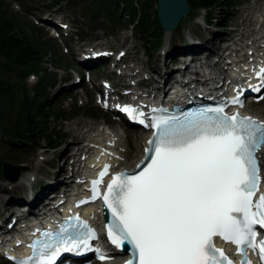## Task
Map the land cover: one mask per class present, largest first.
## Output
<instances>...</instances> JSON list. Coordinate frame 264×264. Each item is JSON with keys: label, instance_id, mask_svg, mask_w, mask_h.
<instances>
[{"label": "snow or ice", "instance_id": "obj_1", "mask_svg": "<svg viewBox=\"0 0 264 264\" xmlns=\"http://www.w3.org/2000/svg\"><path fill=\"white\" fill-rule=\"evenodd\" d=\"M260 88L264 82L254 90ZM231 103L243 106L238 97ZM121 110L133 119L143 115L128 106ZM145 126L155 131L138 171L113 175L101 193L105 165L91 187V199L102 198L110 213L109 241L132 250L126 264H233L214 237L231 242L241 255L245 247L258 250L264 261V239L257 240L255 227L264 228V193L253 199L261 182L256 153L264 147V122L225 114L224 106H217L183 118L154 117ZM74 228L58 246L44 244L37 250L40 242H34L36 264H55L63 252L88 250L94 231L82 221ZM96 251L98 258H108Z\"/></svg>", "mask_w": 264, "mask_h": 264}, {"label": "rangeland", "instance_id": "obj_2", "mask_svg": "<svg viewBox=\"0 0 264 264\" xmlns=\"http://www.w3.org/2000/svg\"><path fill=\"white\" fill-rule=\"evenodd\" d=\"M88 1L89 0H2V4L7 5V9L5 6L6 11L18 17L21 24L19 30L16 32L18 36L21 34L30 36L29 24L31 23L37 28H41V40L45 42L50 40V43L53 45L52 48L55 56L50 54L48 61L58 66L52 67L49 64L46 65V71L49 73V80L51 82V84L47 86L46 92L48 91L49 97L53 100L52 102L55 105L59 104L61 106L65 116L70 112L73 106L83 107L85 113L99 110L95 104V100L91 99L93 95V92L89 90L91 85L85 84V81H81L76 88L61 90L64 83L70 84L76 81L75 75L82 76L80 72L81 69L83 71L85 69H90L89 73L92 74V78L95 82L94 92L100 91V80L108 79L110 76L107 72L109 62L100 63L95 62V60L88 62V67L84 66V68H82L77 63V59L79 58V60H82L84 58L83 55L89 53V51L96 48L110 50L114 53L116 51H126L128 64H134L136 66L133 67L132 70L134 71L136 68L142 69L141 79L146 76L155 77L157 74H163L166 77L169 71H175L174 69L181 66L185 68L183 70L179 69V72L187 71L182 74V78H190L192 74H189L190 72H188L187 68L192 70V68L197 67V63L194 65L190 64L191 60H201L203 55L207 54V61L209 60L210 64H212L213 61L216 60L214 57L220 52L219 49H222L224 46H227V50H229L228 46H230V49H237V46L231 43L234 42V39L237 41L239 35L241 36L238 42L239 47L245 44L242 53L248 52V49L253 47L249 45V43L254 39L255 33L258 31L256 28L259 27L258 24H255L258 19L257 16L259 15L258 11L264 9V0H232L231 2L236 4V6L233 7V11L215 10V13L213 12V20L221 16L224 17L226 21V26L224 27L217 26L214 21L208 24L209 26L204 27L201 23V19H205L203 11L200 10L191 16H188L189 13L179 21V26H176V28L169 33L170 36L167 41L165 39V32L160 28V31L163 33L161 45H159L156 51L146 55L144 54L141 41L136 35L131 33L124 22H119L117 19L115 22L118 23H112L108 21L107 17L103 14H99L98 17H95L93 10L95 6L92 3H87ZM110 3L112 2L110 1ZM153 10L156 11V0H149L148 11L146 13L149 23L153 22ZM45 12L56 16H58V14L60 15L58 17H52L45 15ZM58 18H62L60 23L68 24L71 29L69 39L64 36V33L67 31L53 34L52 32L49 33L48 29L44 28V25H46L45 23H51L53 25L52 22H57ZM233 29L236 31L235 34L232 32ZM247 33L250 35L244 36ZM55 35L57 38H55ZM32 36L34 35L32 34ZM226 39H229L227 43H225ZM191 46L201 47L202 51L184 54L188 47L192 48ZM172 48L176 49L172 50ZM80 53L82 56L79 57ZM57 58H60V60L58 61ZM224 59L228 60L229 58L226 57ZM100 67L103 68L102 71L99 70ZM216 68L218 67L216 66L215 69ZM215 69L213 68V70ZM150 79L152 78L150 77ZM35 82V77L28 76L25 79L26 88L29 90ZM155 83L158 84L157 82ZM16 89L18 90L17 84L14 86V97L11 103L12 107L17 101ZM66 96L70 98H65ZM95 108L97 109L95 110ZM8 109H10L9 104L6 102L4 121H8L12 118ZM100 112L102 115L98 120L92 117L90 119L85 113L72 121L48 120L46 127L50 131H59V134L64 138V141L58 144L55 150L38 149L37 152L33 154L30 152V154L14 152L11 150V146L5 141V137L0 131V164L6 163L11 166L19 165L26 167L25 171L19 173L15 183L8 182L2 178V174L0 175V215H2L6 221L17 214H4V211L12 210L13 207L20 205L22 198L25 197V200H27V196H33L32 205H35L45 195V192L51 190L48 188H54V190H56L57 187H59V183H66V179L64 178L71 170V167L68 165L70 160H72L71 156L77 160V154L81 152L78 149L81 148L82 143L85 142L81 137L83 131L88 128H95L100 124L103 127V121L108 124L111 122L107 114L102 111ZM248 112L264 114V100L257 105L250 106ZM262 114L259 116H263L264 118ZM11 120H14V118ZM110 130H115L122 136L121 141L124 145V148L121 150L122 152L125 150H133L134 147H137L135 157H130L128 160L126 158V160H124L128 164L135 161L138 156H140V143L142 138L140 137L141 134H139V131L128 130L122 125H115V123H113ZM87 143H89V138L87 139ZM38 144L43 147L44 141H39ZM74 153L76 155H74ZM262 159L264 163V156ZM62 160H65L63 164H61ZM0 170L2 171L1 165ZM29 175H31L33 181H27ZM58 181L59 183H57ZM50 182H53V184H49ZM51 185L53 187H51Z\"/></svg>", "mask_w": 264, "mask_h": 264}, {"label": "trees", "instance_id": "obj_3", "mask_svg": "<svg viewBox=\"0 0 264 264\" xmlns=\"http://www.w3.org/2000/svg\"><path fill=\"white\" fill-rule=\"evenodd\" d=\"M231 1L186 0L190 8L188 16L201 10L204 12L206 23L210 24L214 21L217 26L224 27L226 26L224 17L213 20V12L233 11L236 4ZM87 3L95 6L93 7L95 17L103 14L112 23H118L115 22L117 19L119 22H124L131 33L139 38L146 55L153 53L161 45L160 38L163 37V33L160 31L155 10L152 13L153 22L149 23L147 20L149 0H89ZM5 6L7 9V5L2 4L0 0V131L14 152L33 154L38 149L55 150L64 138L59 131H50L46 127L48 120L71 121L85 112L83 108L72 107L65 116L60 105L52 102L48 91L46 92L47 86L51 84L46 65L58 66L48 61L50 54L55 56L53 45L50 40L42 41V30L31 23L29 24L31 35L18 36L16 32L21 26L18 17L8 13ZM179 24L180 22L177 26ZM57 60L59 61L60 58ZM28 76L36 78V82L29 90L25 86V79ZM16 84L17 101L12 107ZM6 102L9 104L11 119L14 120L4 121ZM85 114L89 118L98 119L100 112L96 110ZM38 139L44 141L43 147L38 144Z\"/></svg>", "mask_w": 264, "mask_h": 264}, {"label": "bare ground", "instance_id": "obj_4", "mask_svg": "<svg viewBox=\"0 0 264 264\" xmlns=\"http://www.w3.org/2000/svg\"><path fill=\"white\" fill-rule=\"evenodd\" d=\"M258 13H259V15L257 16V21L255 22V24H258L259 25V27L258 28H256V29H258V31L255 33V37H254V39H252L251 40V42L249 43V45H251V46H253V47H255V48H259L261 51H263L264 52V47H263V45H264V9H260V11H258ZM209 26V25H208ZM255 29V30H256ZM170 33V32H169ZM169 33H164L165 34V39H166V41L169 39ZM248 44V43H247ZM192 48H189L188 47V49H186L185 50V53L184 54H188V53H197L198 51H202L201 50V47L199 48V47H197V46H191ZM174 49H176V48H174ZM173 48H172V50H174ZM255 51V49L254 48H250V49H248V52H250V51ZM248 52H246V53H248ZM256 52V51H255ZM182 53V54H183ZM183 54V55H184ZM237 58V57H236ZM97 58H93V59H88V60H85V59H82V60H78V62H80V63H82V65H84V66H88V62H92V61H95ZM239 59V58H238ZM225 60V59H224ZM263 64V62H259L258 63V65H262ZM217 64H214L213 65V67H215ZM223 66H224V64H223ZM223 66H221L220 67V69H222L223 68ZM187 67H188V65H187ZM185 68V67H184ZM183 68V69H184ZM215 69V68H214ZM187 70H188V72H190L189 74H192V77H190V78H188V77H185V78H182V80H184V79H191V78H195V79H202L203 77H213V78H216V76H215V73H214V71H213V68L211 67V66H206L205 68H201V66H199V67H195V68H192V70H189L188 68H187ZM192 71H196L198 74H194V73H191ZM187 71H185V72H182V74L183 73H186ZM240 73L241 74H243L244 72H242V71H240ZM168 74H166V76H167ZM238 75V74H237ZM232 77H233V75H231ZM75 77H77V75H75ZM228 78V77H227ZM219 79L220 78H218L214 83L215 84H217V83H219ZM144 80H145V78H143V79H141V81H139L140 83H143L144 82ZM165 81V80H164ZM264 89V88H263ZM262 89V90H263ZM261 90V91H262ZM249 106L246 108V110L245 111H248L249 110ZM250 112V111H249ZM249 114H252V115H255V116H259L260 114H262V113H249ZM262 115H264V114H262ZM260 118H263V116H259ZM101 124L100 125H97V127H95V128H88V129H86L85 131H83V133H82V138L85 140V141H87V139L89 138V143H86L85 145H87V144H90L91 146H93V145H95V144H97V142H103V143H99L101 146H104V145H107V144H112V143H114L115 145H116V153L118 154V156L119 157H121V158H124V160H126V158H127V160H128V158H132V157H135V153H137L136 152V150H137V147H134V149L133 150H125L124 152H122L121 150H122V148H124V145H123V143H122V141H121V139H122V136L119 134V132H116L115 130H110V127H108V128H106L105 126H106V123L103 125V127L101 126ZM140 137H141V135H140ZM84 146V145H83ZM81 147V148H79L78 150H80L81 152H79V154H77V160H74V158H72V156H71V159L72 160H74V162H78V158H79V156H81L82 155V152L86 149V148H84V147ZM128 151V152H127ZM127 153V154H126ZM140 153H141V146H140ZM139 153V154H140ZM74 155H76L75 153H74ZM264 156V153L262 154V157ZM140 156H138V158H139ZM137 158V159H138ZM136 159V160H137ZM135 160V161H136ZM135 161H133V162H131L129 165H130V167H132L133 166V163L135 162ZM81 165V162H79V166ZM71 172H73V171H71ZM64 179H66V178H64ZM27 181H33V178L31 177V175H29L28 176V178H27ZM55 182H56V180H55ZM57 183H59V181L57 182ZM49 184H53V182H50ZM51 187H53L52 185H51ZM58 188V187H57ZM48 189H51V190H54V188H48ZM39 200V199H38ZM18 206V205H17ZM33 206V205H32ZM16 216H13L12 218H15ZM1 229H0V234H1ZM0 254H2L1 252H0Z\"/></svg>", "mask_w": 264, "mask_h": 264}, {"label": "water", "instance_id": "obj_5", "mask_svg": "<svg viewBox=\"0 0 264 264\" xmlns=\"http://www.w3.org/2000/svg\"><path fill=\"white\" fill-rule=\"evenodd\" d=\"M190 13V8L186 0H156V15L158 23L163 32L173 31L178 22ZM2 178L14 183L21 171H25L24 166H11L6 163L1 164Z\"/></svg>", "mask_w": 264, "mask_h": 264}]
</instances>
